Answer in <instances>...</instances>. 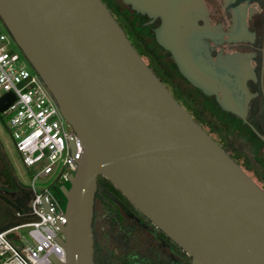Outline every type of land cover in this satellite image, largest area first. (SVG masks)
I'll return each instance as SVG.
<instances>
[{"label": "water", "instance_id": "1", "mask_svg": "<svg viewBox=\"0 0 264 264\" xmlns=\"http://www.w3.org/2000/svg\"><path fill=\"white\" fill-rule=\"evenodd\" d=\"M131 1L163 14L158 33L176 24L170 0ZM0 19L83 144L70 186H60L65 259L52 254L54 264H96L99 176L193 264H264V189L174 98L102 0H0ZM175 40L169 48L194 82L192 44ZM15 98H0V115Z\"/></svg>", "mask_w": 264, "mask_h": 264}, {"label": "flooded vegetation", "instance_id": "2", "mask_svg": "<svg viewBox=\"0 0 264 264\" xmlns=\"http://www.w3.org/2000/svg\"><path fill=\"white\" fill-rule=\"evenodd\" d=\"M102 1L174 98L264 189V0H170L179 10L169 34L158 33L167 25L163 14L131 0ZM173 38L192 44L194 82L169 48ZM101 184L96 264H193L119 189ZM32 195L0 162V227L22 219Z\"/></svg>", "mask_w": 264, "mask_h": 264}, {"label": "built area", "instance_id": "3", "mask_svg": "<svg viewBox=\"0 0 264 264\" xmlns=\"http://www.w3.org/2000/svg\"><path fill=\"white\" fill-rule=\"evenodd\" d=\"M11 38L0 27V98L8 92L16 97L1 115L7 117L25 165L33 170V195L22 219L0 231V264H54L52 254L65 259L58 223H67L56 191L77 170L83 144L41 77L10 46ZM52 174H58L54 182L36 190V179Z\"/></svg>", "mask_w": 264, "mask_h": 264}, {"label": "rangeland", "instance_id": "4", "mask_svg": "<svg viewBox=\"0 0 264 264\" xmlns=\"http://www.w3.org/2000/svg\"><path fill=\"white\" fill-rule=\"evenodd\" d=\"M2 26L3 24L1 23V19H0V27ZM10 46L16 50H19V52L22 54V52L20 51V49L18 48V46L16 45L15 41L12 38H11ZM23 61L27 65L28 68L33 69V67L25 59L24 56H23ZM0 147L3 152V155L6 158V161L9 163V166H10L9 168L12 171L13 175L16 177V179L25 187H28V188L32 187L33 170L32 168H29L25 165L20 152L17 150L16 144H15V141L12 135V131L8 126L7 117L3 115H0ZM237 161L241 163L239 159H237ZM249 173L252 175L251 172ZM57 175L58 174H52L45 178L36 179V182H35L36 190L42 191V189L52 184L54 180L56 179ZM65 184L67 186H70L69 181H65ZM56 195L58 199H62V207L66 208V198L63 195V193L61 191L60 192L56 191ZM24 231H26V229H21L19 232H24Z\"/></svg>", "mask_w": 264, "mask_h": 264}, {"label": "trees", "instance_id": "5", "mask_svg": "<svg viewBox=\"0 0 264 264\" xmlns=\"http://www.w3.org/2000/svg\"><path fill=\"white\" fill-rule=\"evenodd\" d=\"M1 23L3 24V22L1 21ZM4 26V25H3ZM4 28L6 29V27L4 26ZM6 31L8 32V30L6 29ZM9 33V32H8ZM1 157H0V162L1 163H5V168H6V173H10V166H9V163L6 161V158L5 156L3 155V152L1 151ZM101 183H105L107 185H109L110 187H112L113 189L117 190L116 187L108 180L106 179L105 177L103 176H99L98 177V185H104V184H101ZM106 186V185H105ZM118 191V190H117Z\"/></svg>", "mask_w": 264, "mask_h": 264}]
</instances>
